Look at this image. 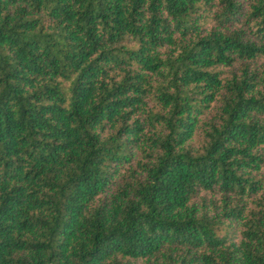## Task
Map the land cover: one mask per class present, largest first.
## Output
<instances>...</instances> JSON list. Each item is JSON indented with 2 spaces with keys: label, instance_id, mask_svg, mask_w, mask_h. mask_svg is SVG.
<instances>
[{
  "label": "trees",
  "instance_id": "16d2710c",
  "mask_svg": "<svg viewBox=\"0 0 264 264\" xmlns=\"http://www.w3.org/2000/svg\"><path fill=\"white\" fill-rule=\"evenodd\" d=\"M0 264H264V0H0Z\"/></svg>",
  "mask_w": 264,
  "mask_h": 264
}]
</instances>
